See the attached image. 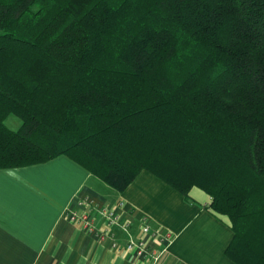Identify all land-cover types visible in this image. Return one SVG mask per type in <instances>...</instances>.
<instances>
[{
  "label": "trees",
  "instance_id": "trees-1",
  "mask_svg": "<svg viewBox=\"0 0 264 264\" xmlns=\"http://www.w3.org/2000/svg\"><path fill=\"white\" fill-rule=\"evenodd\" d=\"M59 156L202 190L264 264V0H0V169Z\"/></svg>",
  "mask_w": 264,
  "mask_h": 264
},
{
  "label": "crops",
  "instance_id": "crops-1",
  "mask_svg": "<svg viewBox=\"0 0 264 264\" xmlns=\"http://www.w3.org/2000/svg\"><path fill=\"white\" fill-rule=\"evenodd\" d=\"M83 198L100 209L115 208L130 222L129 232L115 227L114 238L102 239L82 222H72L66 215ZM210 203L197 188L187 201L148 171L119 193L67 156L0 169V264H134L124 248L130 235L163 251L158 261L145 264H237L226 255L234 233L206 208ZM94 223L97 230L106 228L99 214ZM145 224L171 240L153 241L143 233Z\"/></svg>",
  "mask_w": 264,
  "mask_h": 264
},
{
  "label": "built area",
  "instance_id": "built-area-1",
  "mask_svg": "<svg viewBox=\"0 0 264 264\" xmlns=\"http://www.w3.org/2000/svg\"><path fill=\"white\" fill-rule=\"evenodd\" d=\"M124 203H121L123 205ZM78 207L75 211L66 215L69 217L72 222H82L84 227L89 232H96L99 236L104 239L105 237L114 238L115 235L112 232V229L118 227L124 232L128 233L131 227V224L127 220H123L120 215L117 214L115 208L106 206L105 208L100 209L95 202L89 201L87 199H79L77 203ZM95 214H99L104 221V226L106 227L103 231L97 230L95 226ZM143 233L151 238L153 241H159L160 236L159 232L151 230V227L148 224L143 226ZM161 237V236H160ZM169 240L170 236H163L160 239V242H163L165 245ZM112 246L114 248H119L121 245L116 239L112 240ZM125 251L130 254L134 260V264H145L147 261H158L162 255L163 251L153 249L146 239L134 240L131 235L128 242L124 245Z\"/></svg>",
  "mask_w": 264,
  "mask_h": 264
},
{
  "label": "rangeland",
  "instance_id": "rangeland-1",
  "mask_svg": "<svg viewBox=\"0 0 264 264\" xmlns=\"http://www.w3.org/2000/svg\"><path fill=\"white\" fill-rule=\"evenodd\" d=\"M22 122L15 116H10L7 121L6 125L11 130H18L21 127Z\"/></svg>",
  "mask_w": 264,
  "mask_h": 264
}]
</instances>
